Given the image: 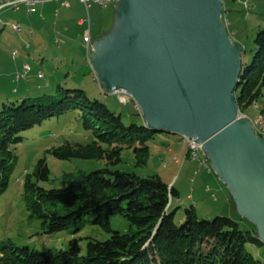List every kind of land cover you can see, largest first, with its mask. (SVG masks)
<instances>
[{
  "label": "trees",
  "instance_id": "obj_1",
  "mask_svg": "<svg viewBox=\"0 0 264 264\" xmlns=\"http://www.w3.org/2000/svg\"><path fill=\"white\" fill-rule=\"evenodd\" d=\"M110 7L112 12L113 5ZM227 11L224 6L223 18ZM227 29L233 42L242 45V71L234 94L239 110L247 114L264 92V26L257 25L252 40L246 43L233 28L227 25ZM242 36L247 40V34ZM72 110L79 111L83 127L92 131L94 139L84 144L65 141L51 153L60 159L105 158L107 165L68 174L63 187L45 188L38 182L47 180L50 170L45 158H40L32 174L24 177L22 198L47 233L79 231L84 217L89 216V222L109 232V237H87L84 252L76 238L66 248L48 250L7 239L0 241V264H263L246 249L247 243H263L247 219L250 228L243 230L229 216L199 218L191 205L176 222V210L170 208L173 196L178 195L174 184L158 174L140 176L110 167L121 160L124 147H131L136 164H143L146 142L157 130L144 122L126 124L119 113L80 86L58 84L52 92L1 100L0 195L16 164L13 146L21 141V134ZM258 113L264 116V104ZM115 214L128 221L125 230L111 228L109 218Z\"/></svg>",
  "mask_w": 264,
  "mask_h": 264
},
{
  "label": "water",
  "instance_id": "obj_2",
  "mask_svg": "<svg viewBox=\"0 0 264 264\" xmlns=\"http://www.w3.org/2000/svg\"><path fill=\"white\" fill-rule=\"evenodd\" d=\"M223 8V0H116L87 59L101 88L125 89L148 127L200 144L264 243V136L239 112L242 45Z\"/></svg>",
  "mask_w": 264,
  "mask_h": 264
},
{
  "label": "rangeland",
  "instance_id": "obj_3",
  "mask_svg": "<svg viewBox=\"0 0 264 264\" xmlns=\"http://www.w3.org/2000/svg\"><path fill=\"white\" fill-rule=\"evenodd\" d=\"M244 1H247L250 6L247 9L245 5L243 6ZM223 3L228 10L224 17L228 27L237 31V37L244 43L251 41L257 25L264 26V0H223ZM110 9V6L91 5L88 11L91 27L87 23L81 27L77 25V19L80 17L87 19L88 13L84 7L80 8L70 17L71 26L67 34L70 35L71 40L66 42L70 44L67 48L70 54H62L65 48L59 50L56 48V44L50 42L48 44L49 53H44L41 56L35 47L27 51L23 46L24 43L19 44V36L22 33L17 34L12 31L8 25L10 19L3 14L5 9H2L0 11V78L8 84V88H5L8 91H4V94L0 93V102L6 98V95L20 98L52 92L58 84L80 86L91 97L98 98L115 113H119L126 124L132 122L142 124L143 118L134 100L130 99L124 103L115 95L100 90L98 80L88 62L86 50L82 49L79 39L76 38L82 34L83 39L86 40V37L89 36L90 45L96 28L102 25L101 29H104L102 21L109 22ZM4 20H7L6 24H4ZM88 28L91 29L88 30ZM231 34L234 32L232 31ZM245 34H247V40L242 36ZM240 36L242 37L240 38ZM28 39L33 38L28 37ZM13 49L18 52L17 56H12ZM23 61L30 64L31 70L26 77L16 79L15 74L17 71H21ZM38 70L43 71L41 78L36 76ZM13 86L17 89L16 93L9 90ZM263 104L264 92L256 105L254 104L246 110V115L251 118L258 116L259 109ZM21 136V141L13 146L17 160L11 172L10 181L6 190L0 195V241L9 239L16 245H29L39 250H48L66 248L69 240L76 238L84 252L87 237L99 240L107 239L110 233L100 226L90 223L89 216L84 217V226L79 231L73 232L66 229L47 233L44 231L40 219L26 208L22 198L24 177L26 174H32L40 158H45L50 170L49 178L38 182L45 188L63 187L66 185L65 176L68 174H76L80 171L88 172L107 165L105 158L60 159L51 153L53 147L65 141L84 144L94 139L92 131L83 127L79 111L72 110L51 117L42 124L27 129ZM179 138L170 132L155 131L146 142L148 150L143 164H136L133 149L124 147L120 153L121 160L117 164H109V166L124 171H134L140 176L158 174L163 180L168 181L169 185L175 183L181 192L179 197L173 196L170 204L171 210H176V222H180L179 216H182L185 207L194 205L199 218L212 219L216 214L225 215L236 220L240 229H249L250 223L239 216L234 205L226 203L220 194L217 196L218 201H214L211 195H205L199 202L187 197V194L191 193V183L188 180L182 182L179 164L174 163L172 158L175 156L179 159L181 156L180 151H182L183 145ZM202 155H204L203 152ZM109 222L112 229L119 231L125 230L128 226V221L119 214L111 215ZM246 249L264 264V243L260 245L247 243Z\"/></svg>",
  "mask_w": 264,
  "mask_h": 264
},
{
  "label": "crops",
  "instance_id": "obj_4",
  "mask_svg": "<svg viewBox=\"0 0 264 264\" xmlns=\"http://www.w3.org/2000/svg\"><path fill=\"white\" fill-rule=\"evenodd\" d=\"M61 1L62 0H46L37 3L32 12H28L27 7L25 5H21L18 10L5 9L3 11V14L10 19V22L16 21L21 24L22 31L20 33H17V34L22 33L21 36H19V44H21V42L22 44L28 42L29 45L27 47L26 45L23 44L24 48L27 51L30 48L35 47V49H37L40 56L43 55L44 53L48 54L49 53L48 44L52 42L53 44H56V48H58L59 50H62L63 48L66 49V50L64 49V52L62 54H66V55L70 54L69 49H67L70 44L66 43L68 40L69 42L71 40L70 35L67 34L71 26L70 17L73 13L77 12L82 7H84L88 13L89 8L93 4H91L88 8H86V6L79 0H68V5H63ZM111 22H112V12L110 11L109 22L106 23L102 21V24H104L105 26L104 29H101L102 25L101 27H97L96 31L93 34V38H95L96 36L101 34V32L106 30L108 26H110ZM6 23L7 20H4V24ZM86 23L88 24V26L91 27V20L89 13L87 19L85 17H80L79 19H77V25L81 27L86 25ZM90 29L88 28V30ZM28 37H31L33 39L29 40ZM76 38L79 39V44L82 47V49L84 48V50H86V55H87L88 49L90 47L89 36L86 37V40L83 39L84 36H82V34L80 36L79 35L76 36ZM42 59L43 57L41 58V60ZM5 88H8V84H6V82L2 78H0L1 94H4V91H8V89L5 90ZM9 90H11L12 93L17 92V89L14 86L12 87V89ZM11 92L8 93L11 94ZM6 97H11V95H6ZM179 137H180L179 141L183 145L182 151H180L181 156L179 159L175 156H172V158L174 160V163L179 164V171H180L179 174L183 178L182 182L188 180L191 183L190 186L191 193H188L187 197L190 198L191 200L196 199L197 202H199L203 197H205V195L207 196L211 195L214 201H218L217 196L220 194L221 197L224 198L226 203H232L234 205V202L231 198V194L229 193L226 185L222 183L217 178L216 174L212 171L208 159L205 158V156H202L201 161L191 158L188 152L187 140L182 136ZM169 150L171 151V148ZM164 181L168 183V181L166 180ZM170 185H172V183ZM176 189L178 194L176 197H179L181 194L180 189L178 187H176Z\"/></svg>",
  "mask_w": 264,
  "mask_h": 264
},
{
  "label": "built area",
  "instance_id": "obj_5",
  "mask_svg": "<svg viewBox=\"0 0 264 264\" xmlns=\"http://www.w3.org/2000/svg\"><path fill=\"white\" fill-rule=\"evenodd\" d=\"M46 0H0V11L2 9H12L18 10L21 5H25L27 7L28 12H32L37 3L43 2ZM82 2L86 8H88L91 4H97L102 7H108L114 4L116 0H79ZM61 3L63 5H68V0H62ZM245 7H248L247 1H244ZM9 26L11 29L20 33L22 31V26L19 22L11 21L9 22ZM24 45H29L28 42H25ZM12 56H17L18 53L11 52ZM31 70V66L28 62H23L21 66V71H17L15 74L16 79L24 78L27 76V73ZM38 78H41V70H38L37 75ZM100 85V84H99ZM101 87V86H100ZM110 94L116 95L118 99H124V103L131 99L130 95L123 88L112 89L109 92ZM137 107V105H136ZM257 134L260 136H264V122H251ZM188 144V152L191 158L201 161L202 160V151L200 149V144L196 143L193 139L185 138ZM206 158V157H205Z\"/></svg>",
  "mask_w": 264,
  "mask_h": 264
},
{
  "label": "bare ground",
  "instance_id": "obj_6",
  "mask_svg": "<svg viewBox=\"0 0 264 264\" xmlns=\"http://www.w3.org/2000/svg\"><path fill=\"white\" fill-rule=\"evenodd\" d=\"M28 45H26V47H27ZM13 53H17V51L16 50H13ZM43 76V72L41 71V77ZM120 101H123L124 102V99H119ZM239 112H240V114H242V115H246L245 113H242L240 110H239ZM246 116H248V115H246ZM250 118V121L251 122H264V116L263 115H261V114H259L258 116H256V117H254V118H251V117H249ZM145 124V123H144ZM146 125V124H145Z\"/></svg>",
  "mask_w": 264,
  "mask_h": 264
}]
</instances>
